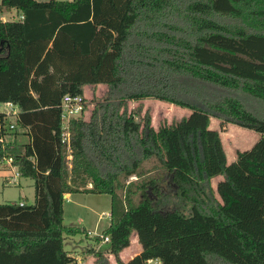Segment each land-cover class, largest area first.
<instances>
[{
	"label": "trees",
	"instance_id": "16d2710c",
	"mask_svg": "<svg viewBox=\"0 0 264 264\" xmlns=\"http://www.w3.org/2000/svg\"><path fill=\"white\" fill-rule=\"evenodd\" d=\"M3 7L24 19L0 23V103L21 110L11 134L0 114V160L12 157L34 180L35 202L0 203V264H76L63 246L84 231L64 222L65 194L75 192L112 196V223L95 238L110 237L108 254L119 264H264V0H1ZM101 84L108 90L90 118L71 121L69 161L62 99L86 100V86ZM149 97L191 113L156 129L149 112L128 110V101ZM213 117L261 136L228 163ZM151 158L161 176L137 183L135 202L134 181L121 179L145 177ZM135 232L142 250L125 262ZM92 253L110 263L106 252Z\"/></svg>",
	"mask_w": 264,
	"mask_h": 264
},
{
	"label": "rangeland",
	"instance_id": "374dc122",
	"mask_svg": "<svg viewBox=\"0 0 264 264\" xmlns=\"http://www.w3.org/2000/svg\"><path fill=\"white\" fill-rule=\"evenodd\" d=\"M16 18L18 13L16 10L11 11ZM5 18L10 19L12 16L10 13H5ZM108 90L106 84H101L95 88L86 87V108L84 113L81 115L86 119H89L95 105L98 101L104 98L105 93ZM129 112L140 111L142 115L149 112L152 116V124L158 129L163 124H171L181 120L183 117H187L191 110L186 107H181L167 101H163L157 98L149 97L140 100L128 101ZM137 121L140 120L139 115H135ZM212 128L221 130L222 139L227 150L228 163H232L237 159L239 151H244L252 148L260 138V134L252 129L245 128L233 123L221 124V121L217 118H212ZM8 134L13 133L15 130L6 129ZM28 141V137L23 138ZM22 139V140H23ZM21 142V137H19ZM6 162L0 165V203H26L31 205L35 202V186L34 180L29 177H18L17 184H9L6 181L7 177L13 175L11 169H7ZM157 161L154 158L146 160L142 165V171L147 172L145 177L138 180L137 175H133L125 180L121 179L122 182L129 183L134 181L133 190L137 191L133 194L135 202H139L141 199L140 191L138 190L137 183L141 184L142 180L154 177L158 179L161 176L162 171L152 170L157 166ZM152 170V171H151ZM224 178L223 174H218L212 178L213 187L216 189L217 184ZM136 183V184H135ZM70 201L65 200V214L64 222L68 226H79L86 231L91 230L90 234H93V238H88L87 232H79L74 236H69L63 241V246L67 251L76 253L77 251H83L87 248H98L102 251H107L110 248L109 242L98 243L94 234L102 235L111 223L110 213L112 212V196L107 193H95V194H77ZM141 247L138 235L135 232L132 236V243L125 251V256L129 253ZM84 253H86L84 251Z\"/></svg>",
	"mask_w": 264,
	"mask_h": 264
},
{
	"label": "built area",
	"instance_id": "2783aa9c",
	"mask_svg": "<svg viewBox=\"0 0 264 264\" xmlns=\"http://www.w3.org/2000/svg\"><path fill=\"white\" fill-rule=\"evenodd\" d=\"M5 13H8V10L6 11H0V23L6 22V21H22L24 19V14L21 12L18 14L17 18L12 15L13 13H10L12 18L6 19ZM62 114H61V120H62V143L66 145L67 149V155L68 160H72V146H71V130H70V124L73 119L79 118L85 111L86 106V100L83 95H70L67 94L62 99ZM20 107L18 104L12 102V101H5L0 103V114L3 115L4 118V128L8 130H15L16 125V119L19 116L20 113ZM0 141H2V138L0 137ZM7 163L6 165L9 166V168L13 171V175L6 178L7 183L9 184H17V178L21 176V172L17 166H15L14 160L12 157H8L5 159L0 160V165ZM23 205L24 203H20ZM90 233V232H89ZM98 235V234H95ZM104 241L109 242L110 237L106 236L104 237Z\"/></svg>",
	"mask_w": 264,
	"mask_h": 264
},
{
	"label": "crops",
	"instance_id": "0c3cea01",
	"mask_svg": "<svg viewBox=\"0 0 264 264\" xmlns=\"http://www.w3.org/2000/svg\"><path fill=\"white\" fill-rule=\"evenodd\" d=\"M38 1H50V0H38ZM0 3H1V0H0ZM6 10H8V12H10V13H12L11 11L12 10H16V12L18 13V14H20L22 11L21 10H19L18 8H15V7H3L2 8V10L1 11H6ZM87 87V86H86ZM91 87V86H90ZM88 94H87V92H86V88H85V96H87ZM211 125H212V121H211ZM223 140V139H222ZM224 143V142H223ZM225 146V145H224ZM225 150H226V148H225ZM226 154H227V150H226ZM237 160V159H236ZM235 160V161H236ZM7 166V165H6ZM9 168V166H7V169ZM10 169V168H9ZM88 187H90V185L88 186ZM77 194H95V193H90V192H75V193H67V194H65V200L66 201H70V200H72L73 198H75V196H78ZM98 194V193H97ZM64 214H65V201H64ZM110 216H111V213H110ZM111 223H112V217H111ZM110 223V224H111ZM110 226V225H109ZM108 226V227H109ZM76 227H79V226H76ZM85 228H84V231H86V226H84ZM79 228H81V227H79ZM82 229V228H81ZM88 232H91V230H89ZM95 235V234H94ZM71 236H74V235H71ZM87 236H88V238H93L92 236H93V234H87ZM133 236V235H132ZM67 237H69V236H67ZM66 237V238H67ZM95 241H97L96 239H94ZM98 243H100V242H104V240H101V241H97ZM132 243V242H131ZM129 247V246H128ZM127 247V248H128ZM127 248H125L122 252H121V259L123 260V261H125V262H127V261H129L130 259H132L134 256H136L138 253H140L141 252V250H142V247H138L136 250H134L133 252H131V253H129L128 254V256H125V251L127 250ZM93 250H96V251H102V250H99L98 248H94V247H92V248H87V249H85V250H83V251H77L76 253H72V252H70V255L72 256V257H74L75 258V261H76V264H97V262H96V257L93 255V253H92V251ZM84 251L86 252V253H84ZM108 251L109 250H107V251H104V252H106V254L109 256V261H110V263L109 264H119L118 262H117V260L115 259V257L112 255V254H108ZM148 264H161L160 263V261L158 260V259H154V260H150L149 262H148Z\"/></svg>",
	"mask_w": 264,
	"mask_h": 264
}]
</instances>
